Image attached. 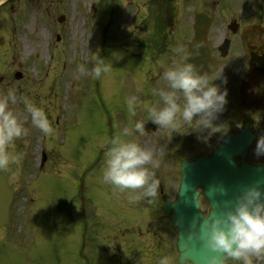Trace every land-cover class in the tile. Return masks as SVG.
Returning <instances> with one entry per match:
<instances>
[{"label":"rangeland","instance_id":"374dc122","mask_svg":"<svg viewBox=\"0 0 264 264\" xmlns=\"http://www.w3.org/2000/svg\"><path fill=\"white\" fill-rule=\"evenodd\" d=\"M112 1L10 0L0 7V78L10 82L6 88L0 85V93L14 89L44 108L55 130L45 136L31 124L36 133L32 166L36 167L41 137L48 141L44 175L34 169L36 173H25L31 158L23 149L19 164L7 171L16 193L6 227L0 229V264H84L78 255L84 232L82 208L87 226L82 253L88 264H158L163 256L177 264L176 230L167 224L161 205L175 199L181 162L209 155L221 132H237L243 119L256 138L264 135V111L252 105L247 109V101L239 103L227 74L228 103L215 121L218 131L198 138L187 125L172 132L157 130L149 121L146 134H137L142 146L159 160L157 199L131 202V190L120 192L104 183L107 141L132 121L149 120L144 105L163 103L152 89L167 86L162 79L165 68L187 63L175 49L183 47L186 54L187 46L181 44L189 39L180 34L175 46H140L147 32L126 29L124 11L121 23H110ZM126 1L120 0L121 6ZM60 16L63 23L58 22ZM149 37L150 43L159 42ZM117 55L118 60L113 58ZM98 56L112 59L113 67L96 78L92 69ZM81 64L87 68L84 74L77 72ZM15 72L24 79L17 82ZM214 83L226 86L221 79ZM130 96L138 98L134 117L126 103ZM18 110L23 111V105ZM256 138L247 160L258 165L264 157L253 153ZM199 202L207 214L205 199L200 197ZM226 264L238 262L229 258Z\"/></svg>","mask_w":264,"mask_h":264},{"label":"clouds","instance_id":"9594fccd","mask_svg":"<svg viewBox=\"0 0 264 264\" xmlns=\"http://www.w3.org/2000/svg\"><path fill=\"white\" fill-rule=\"evenodd\" d=\"M200 47L199 43L193 44V51L187 55L183 47L176 48L175 52L187 60L188 56H198ZM113 58L118 60L121 55ZM112 67V59L98 56L92 73L99 78L109 73ZM86 71L85 65L78 66L79 74ZM162 79L167 86L153 88L152 93L163 103L144 105L150 119L132 121L107 141L109 147L102 170L103 182L120 192L131 190V202L147 200L152 203L159 197L160 180L155 173L159 160L151 149L139 142V136L146 134V124L150 121L157 130L172 132L187 125L200 138L218 131L214 128L215 121L228 103L227 88L222 89L214 83L217 79L227 83L222 73L210 79L191 62L177 63L164 69ZM261 88H264V81L259 87L254 86L252 91L258 93ZM126 103L130 115L136 116L138 98L130 96ZM10 105H23V111H14ZM27 119L45 136L54 134L44 108L25 96H18L14 89L0 93V173L11 172L12 166L19 164L21 157L14 152L15 141L29 135L24 123ZM253 153L257 158L264 157V135L256 138ZM257 162L259 167L264 166L259 159ZM18 172L17 169L13 176L18 177ZM197 239L210 253L203 257V264H224L228 258L238 264H264V190L256 185L242 187L232 207L203 218ZM158 264H170L169 257H161Z\"/></svg>","mask_w":264,"mask_h":264},{"label":"flooded vegetation","instance_id":"af4514ba","mask_svg":"<svg viewBox=\"0 0 264 264\" xmlns=\"http://www.w3.org/2000/svg\"><path fill=\"white\" fill-rule=\"evenodd\" d=\"M122 11L127 15L126 29L133 27L147 32L140 46H175L174 41L180 34H187L188 41L185 37L181 45L188 46L196 18L201 16L207 23L206 45L212 57L210 76L222 73L227 80L228 74L236 90L230 88L236 92L238 100L241 99L239 103L247 101V109L252 105L264 111V88L258 93L252 91L264 81V0H127L122 6L120 0H114L110 13L116 24L122 22ZM149 36L159 42L150 43ZM4 81V88L10 86V82ZM225 85L228 88V84ZM20 106L10 105L17 112H21ZM24 123L29 127V135L15 141L14 152L20 155L23 149L31 158L28 160L31 168L36 133L32 131L30 119ZM242 124H245L244 119ZM3 174L8 179L11 176L7 171Z\"/></svg>","mask_w":264,"mask_h":264},{"label":"water","instance_id":"95a60500","mask_svg":"<svg viewBox=\"0 0 264 264\" xmlns=\"http://www.w3.org/2000/svg\"><path fill=\"white\" fill-rule=\"evenodd\" d=\"M7 1L0 0V6ZM205 32L206 26L198 21L188 53L193 51V44L199 43V55L188 56L187 59L198 71L208 75L211 59L205 46ZM222 135V141L210 156L182 162L177 198L173 203H165L163 206L165 213H171V221L177 228L178 264H203V257L210 255L197 239L205 217L198 203L200 194L208 203L209 214L216 215L232 207L242 187L256 185L264 190V166L256 167L245 160L254 139L251 132L243 129L237 134ZM12 196L13 190L0 173V228L8 219Z\"/></svg>","mask_w":264,"mask_h":264}]
</instances>
